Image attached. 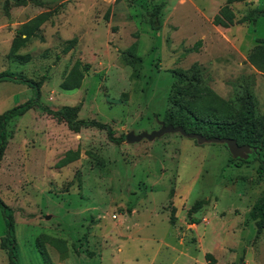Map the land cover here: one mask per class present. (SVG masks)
<instances>
[{"label": "rangeland", "instance_id": "obj_1", "mask_svg": "<svg viewBox=\"0 0 264 264\" xmlns=\"http://www.w3.org/2000/svg\"><path fill=\"white\" fill-rule=\"evenodd\" d=\"M226 5L235 20L264 10V0H0V74L39 82L41 104L75 107L78 119L108 125L115 138L158 130L172 71L194 64L225 100L248 84L264 115V77L237 50L264 38V16L233 29L214 26ZM45 11L54 16L40 38L18 50L31 55L21 64L10 56L12 40ZM73 38L77 44L64 54ZM133 45L138 60L126 64L122 52ZM77 60L90 69L78 90L63 91L60 83ZM34 97L33 88L0 82V115ZM6 132L0 199L13 222L19 264H45L37 247L42 236L66 242L63 258L44 244L53 264H208L206 254L215 264H264V231L256 235L253 217L264 176L258 162L234 159L224 144L178 133L117 143L97 128L74 132L39 107L11 119ZM77 149L76 161L58 166ZM196 201L204 205L188 216ZM5 236L0 208V244ZM0 264H9L1 245Z\"/></svg>", "mask_w": 264, "mask_h": 264}, {"label": "trees", "instance_id": "obj_2", "mask_svg": "<svg viewBox=\"0 0 264 264\" xmlns=\"http://www.w3.org/2000/svg\"><path fill=\"white\" fill-rule=\"evenodd\" d=\"M240 0H227V4H232ZM54 16V11L42 12L27 22L23 23L21 29L16 32L10 47V56L21 64L31 60L30 54L19 55L18 50L25 48L28 43L39 37L42 25ZM264 16V10L255 13L249 11L245 16L235 20L231 9L226 5L213 17L212 23L215 26L228 28L233 24L252 23L255 17ZM77 44V39L66 41L63 49L64 54L72 50ZM136 46L133 45L122 52V57L126 64H131V59L135 62ZM247 62L264 77V39L259 41L247 55ZM90 69L89 64H82L75 61L65 74L60 88L63 91L71 92L81 87L85 73ZM173 82L168 97L167 109L164 123L181 126L187 133H197L210 138H228L236 140L239 146L247 145L251 150L256 149L241 160L245 163L258 162L257 173L264 176V115L256 112V103L247 85L238 86L234 96L230 100H225L218 96L206 83L202 77V72L197 64L187 70H173ZM10 81L26 85L35 90V97L19 104L0 115V160L7 145L6 126L15 117L24 115L30 109L39 107L47 115L52 116L57 121H63L67 127L78 132L81 128H97L106 131L108 138L119 143L125 139L114 137V131L106 124L95 120L85 121L77 117L78 109L70 106H63L57 110H52L40 103V83L24 76L1 75L0 82ZM225 146V145H224ZM80 151H67L65 156L58 162L59 167H65L79 158ZM204 205V201H196L189 209L188 216L198 212ZM5 224L6 236L1 240V248L8 254L9 264H19L16 256V239L14 236L13 222L6 213V206L0 199ZM253 217L256 226V235L259 236L264 231V198L261 199L253 210ZM175 217L171 215L170 223L173 225ZM190 224H197V221L190 219ZM44 244L53 247L61 258L67 253L66 242L51 236H42L37 240V247L45 264H53ZM205 259L208 264H215V259L211 254H206Z\"/></svg>", "mask_w": 264, "mask_h": 264}, {"label": "water", "instance_id": "obj_3", "mask_svg": "<svg viewBox=\"0 0 264 264\" xmlns=\"http://www.w3.org/2000/svg\"><path fill=\"white\" fill-rule=\"evenodd\" d=\"M159 129L156 131H152L151 133L143 132L139 134H135L134 132H129L125 136V141L127 143H137L144 139L148 141H152L156 138H160L166 134H174L178 133L186 138L189 139H196L198 143H220L224 144L231 156L234 159H241L244 160L250 155L252 152H255L256 149L251 150L249 146L243 145L239 146L234 139L228 138H210L207 139L204 136H201L197 133H187L181 126L174 127L173 125H166L164 122H159Z\"/></svg>", "mask_w": 264, "mask_h": 264}, {"label": "crops", "instance_id": "obj_4", "mask_svg": "<svg viewBox=\"0 0 264 264\" xmlns=\"http://www.w3.org/2000/svg\"><path fill=\"white\" fill-rule=\"evenodd\" d=\"M46 12V11H45ZM42 13V12H41ZM40 14V13H39ZM35 17V16H34ZM30 20V19H29ZM27 22V21H26ZM235 24H237V23H235ZM235 24H233V25H235ZM242 24H244V23H242ZM232 25V26H233ZM215 26V25H214ZM232 26H229L230 27V29H233L234 27H232ZM216 27H219V26H216ZM228 27V28H229ZM222 28V27H221ZM264 39V38H263ZM240 46H242V44L240 45ZM241 47H239V49H237L238 50V53H240L241 54V56H242V59H243V61L244 62H246L247 64H248V66H250L252 69H254L248 62H247V55L249 54V52L251 51V50H247V49H243L242 50V48L240 49ZM255 70V69H254ZM256 71V70H255ZM257 73H259L258 71H256ZM249 78V77H248ZM244 80H247L248 81V79H245L244 78ZM19 105V104H18ZM17 106V105H16ZM27 113V112H26Z\"/></svg>", "mask_w": 264, "mask_h": 264}]
</instances>
